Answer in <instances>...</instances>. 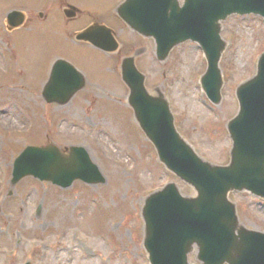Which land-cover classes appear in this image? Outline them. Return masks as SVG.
<instances>
[{"label":"rangeland","instance_id":"obj_1","mask_svg":"<svg viewBox=\"0 0 264 264\" xmlns=\"http://www.w3.org/2000/svg\"><path fill=\"white\" fill-rule=\"evenodd\" d=\"M113 2L102 3L107 9ZM20 6L35 14L41 2L0 0V264H148L139 215L144 192L169 180L187 188L159 164L136 125L115 63L102 52L74 46L73 37L65 39L61 30V41L46 43L45 33L38 39L44 30L36 22L33 29L27 23L28 28L10 34L5 17ZM104 7L97 9L103 13ZM118 31L123 51L147 45L128 30ZM221 35L228 47L220 62L225 83L217 106L198 82L207 62L194 42L178 45L162 63L150 41L140 65L148 85H160L167 94L183 137L198 154L217 163L227 161L231 145L225 122L237 110L234 87L254 74L264 51V19L231 15ZM58 57L76 62L87 73L85 86L63 105L47 103L41 95ZM49 143L64 158L70 157L72 147H84L105 182L77 180L61 188L29 176L12 184L16 155L27 145ZM231 197L242 221L264 231V200L246 192Z\"/></svg>","mask_w":264,"mask_h":264},{"label":"water","instance_id":"obj_2","mask_svg":"<svg viewBox=\"0 0 264 264\" xmlns=\"http://www.w3.org/2000/svg\"><path fill=\"white\" fill-rule=\"evenodd\" d=\"M250 13L264 17V0H184L182 4L179 0H124L117 8L128 27L154 39L160 61L179 43L197 42L208 62L202 87L214 103L221 100L224 82L219 68L226 47L220 36L222 21L231 14ZM143 51L135 49L119 64L127 103L159 160L193 189L185 195L169 182L144 197L143 246L151 264H190L189 253L201 264H264V232L241 224L229 199L234 190L264 198V54L257 73L234 92L238 110L227 121L233 141L229 160L213 164L200 158L180 136L162 90L146 86L145 75L136 66ZM83 85L80 73L59 60L43 95L48 102L66 103ZM72 150L71 159L63 160L55 147H26L15 160L12 182L25 175L62 186L77 178L104 181L82 148Z\"/></svg>","mask_w":264,"mask_h":264},{"label":"flooded vegetation","instance_id":"obj_3","mask_svg":"<svg viewBox=\"0 0 264 264\" xmlns=\"http://www.w3.org/2000/svg\"><path fill=\"white\" fill-rule=\"evenodd\" d=\"M103 1L104 0H61L55 2L51 0H40L41 8L38 9L35 14L32 13V10L26 12L24 27L27 23H39V25H41L40 28L44 31H42L37 38L41 39L42 34H47V37H45L46 39H43L46 43L49 41H60L58 35L59 30L62 31L63 37L67 39L68 36L70 38V35L91 24L104 25L110 28L114 37L117 39V32L120 34L118 31V22L109 11L110 6L105 9L102 3ZM99 6L104 7L106 12L100 13L97 9ZM14 8L24 9L23 7ZM71 42L78 47L96 48L89 41L85 40H79L77 43L71 40ZM119 52L118 49L112 53L104 52V54H108L107 57L114 61L117 55H119Z\"/></svg>","mask_w":264,"mask_h":264}]
</instances>
